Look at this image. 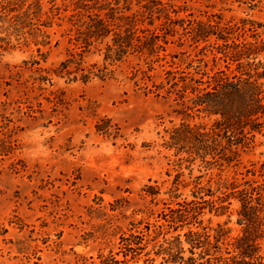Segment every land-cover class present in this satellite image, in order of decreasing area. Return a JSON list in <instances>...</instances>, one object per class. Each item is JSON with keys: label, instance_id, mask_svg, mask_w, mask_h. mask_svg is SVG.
Returning a JSON list of instances; mask_svg holds the SVG:
<instances>
[{"label": "rangeland", "instance_id": "374dc122", "mask_svg": "<svg viewBox=\"0 0 264 264\" xmlns=\"http://www.w3.org/2000/svg\"><path fill=\"white\" fill-rule=\"evenodd\" d=\"M128 1L130 12L143 10L137 34L156 35L155 49L111 61L112 33L83 40L96 0H0V264L122 260L121 236L161 224L167 238L193 229L166 221L189 202L202 225L229 230L226 241L240 233L238 203L225 194L264 180V130L229 161L224 149L191 153L194 141L171 135L214 127L218 116L190 99L189 77L226 70L224 39L264 40V0ZM145 3L157 7L152 16ZM72 52L80 65L61 71ZM149 238L138 258L110 264H148ZM259 244L264 255V237Z\"/></svg>", "mask_w": 264, "mask_h": 264}, {"label": "trees", "instance_id": "16d2710c", "mask_svg": "<svg viewBox=\"0 0 264 264\" xmlns=\"http://www.w3.org/2000/svg\"><path fill=\"white\" fill-rule=\"evenodd\" d=\"M95 3L98 4L97 11L87 15L90 22L86 26L85 42L91 36L103 39L112 33L113 44L107 45L105 57L111 61H121L130 49L141 51L145 48L149 54L154 52L157 36L152 35L144 41L137 34L143 10L130 12L128 0H96ZM146 3L142 7L152 16L157 7H148ZM165 19L172 21L168 15ZM261 52H264V40L228 43L224 39L220 46V59L226 62V70L203 73L205 81L189 77L196 84L191 86L190 92L194 96L190 99L200 106L201 111L218 116L214 127L210 131H201L182 125L183 129L172 131L171 139L187 144L194 141L196 144L191 153L219 155L224 149L227 161L237 157L238 143L246 144L249 135L264 130V63L258 59ZM76 61L75 53H70V58L61 62V71H66L69 63L80 65ZM231 64H234L233 68H230ZM101 72L106 74V71ZM187 88L188 85H185L182 89V98L186 96ZM222 138H226L227 147L222 145ZM230 196L238 203L237 223L241 226L240 233L231 241H226L229 230L223 225L218 224L215 228L202 225L198 218L200 206L189 202L171 209L166 221L174 229L184 224L195 225L193 229L188 228L182 234L167 238L165 234L168 231H164L165 227L161 224L155 225L150 234L147 228L146 233L141 231L121 236L117 252L122 253L123 259L118 260L110 254L101 260V264L126 261L127 256L138 258L147 247V235L151 237L150 241L155 240L153 248L143 253L148 264H264L259 244L264 237V180L233 185L231 191L225 194V197ZM159 235L163 236L162 240H156ZM156 257H160L158 262Z\"/></svg>", "mask_w": 264, "mask_h": 264}]
</instances>
